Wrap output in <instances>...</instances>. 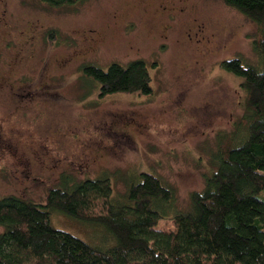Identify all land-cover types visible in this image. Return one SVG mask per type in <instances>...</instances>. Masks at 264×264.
I'll list each match as a JSON object with an SVG mask.
<instances>
[{
	"label": "rangeland",
	"instance_id": "obj_1",
	"mask_svg": "<svg viewBox=\"0 0 264 264\" xmlns=\"http://www.w3.org/2000/svg\"><path fill=\"white\" fill-rule=\"evenodd\" d=\"M256 33L222 0H80L56 8L0 0V197L43 204L63 174L75 181L101 171L119 195L125 180L147 172L185 209L215 170L223 136H237L246 113L241 79L219 64L238 57L259 66ZM136 58L150 74L147 95H100L80 72ZM50 219L86 243L112 241L90 222L56 210Z\"/></svg>",
	"mask_w": 264,
	"mask_h": 264
},
{
	"label": "trees",
	"instance_id": "obj_2",
	"mask_svg": "<svg viewBox=\"0 0 264 264\" xmlns=\"http://www.w3.org/2000/svg\"><path fill=\"white\" fill-rule=\"evenodd\" d=\"M38 1L56 8L80 0ZM222 2L257 25L252 45L261 60L256 67L238 57L220 62L241 79L246 113L237 136H223L215 170L189 194L185 209H177L173 191L147 172L125 180L119 195L108 172L75 181L63 174L43 204L0 197V264H264V0ZM80 72L99 85L100 95L151 91L140 59L105 69L84 64ZM54 210L101 227L112 241L86 243L53 228ZM165 218L170 225L159 227Z\"/></svg>",
	"mask_w": 264,
	"mask_h": 264
},
{
	"label": "flooded vegetation",
	"instance_id": "obj_3",
	"mask_svg": "<svg viewBox=\"0 0 264 264\" xmlns=\"http://www.w3.org/2000/svg\"><path fill=\"white\" fill-rule=\"evenodd\" d=\"M179 10H181V8L179 9ZM136 59H138V58H136ZM135 60V59H134ZM131 61V60H130Z\"/></svg>",
	"mask_w": 264,
	"mask_h": 264
}]
</instances>
